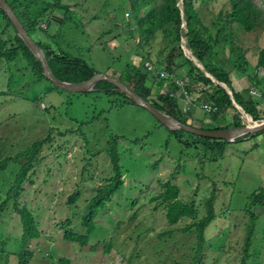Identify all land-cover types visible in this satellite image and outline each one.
<instances>
[{
  "label": "rangeland",
  "instance_id": "1",
  "mask_svg": "<svg viewBox=\"0 0 264 264\" xmlns=\"http://www.w3.org/2000/svg\"><path fill=\"white\" fill-rule=\"evenodd\" d=\"M190 1L208 27L220 9L230 8L227 0ZM253 1L264 15V0ZM131 2L33 0L28 10L37 25L31 27L28 34L34 42L82 59L96 73L116 78L124 74L126 64H131L141 71L152 72L153 77L157 71L152 63H145L144 55L149 54V58L156 61L157 52L163 48L162 33L141 40L146 9L136 12ZM138 20L140 27H137ZM183 20L182 17L184 26ZM225 25L233 30V44L240 48L239 69L231 70L228 77L231 74L234 80L242 79L248 82L246 86L251 84L258 90L259 85L264 84L261 79L264 64L258 67L262 68L263 75L257 74L260 79L252 82L250 76L255 73V58L260 51L264 52V20L252 31H245L236 23ZM181 46L184 55L191 58L184 39ZM236 52L237 49L230 57L234 58ZM166 53L163 51V58ZM224 58H228L227 52L219 50L213 61L217 64ZM176 64H182V60L176 59ZM156 67L160 80L171 78L180 85L177 105L186 116L187 125L215 131L213 128L232 122V109L215 113L213 104L203 98L194 103V96L185 92L190 86L186 81L188 77L184 76L186 67H180L174 72L175 76L169 75L161 65ZM150 81H145L143 89L149 87L152 97L159 93L173 96L168 84L158 86L156 79L155 84ZM249 95L264 106L257 92ZM203 104L213 110L207 111L202 108ZM241 116L244 125L253 123L250 116H246L247 119L242 113ZM169 131L146 109L120 95L105 96L94 86L86 94L70 93L56 88L47 79H37L21 56L9 64L1 62L0 159L10 156L13 160L18 152L50 136V144L36 152V162L31 161L36 166L32 183L24 184L20 196L21 204L36 217L41 237L39 243L32 241L25 247L32 253L28 264H188L195 243L193 230L191 234L175 233L173 238H165L163 250L157 247L161 240L158 236L199 222L205 216L204 201L211 196L216 219L205 231L204 264H238L243 235L253 223L254 235L246 264H264V208L256 210L259 220L255 222L247 216L244 220L241 215L251 194L264 191V130L227 142L221 157L216 150L180 143ZM175 131L186 133L184 140H194L190 137L194 134ZM114 137L119 139V165L124 173L120 172L122 191L111 195L105 207L99 209L94 221L96 230L85 244L66 241L58 229L66 217L72 222L73 231L84 233L76 222L83 207H68L65 204L68 197L80 191L79 204H84L96 189L105 187L114 178L106 154ZM24 162L21 160L20 164ZM18 169L6 170L5 174L11 176V171ZM166 182L178 188L181 202L194 205L197 210L194 219L182 218L174 226L167 223L165 205L155 200L165 191ZM5 198V194L0 193V203ZM70 208L76 212L75 216L68 215ZM12 210L10 204L0 217V264H19L21 224ZM222 242L224 253L218 260L216 251ZM107 246L111 247L109 252L105 251ZM37 247L41 248L39 253L34 251ZM48 255L50 257L46 258Z\"/></svg>",
  "mask_w": 264,
  "mask_h": 264
},
{
  "label": "trees",
  "instance_id": "2",
  "mask_svg": "<svg viewBox=\"0 0 264 264\" xmlns=\"http://www.w3.org/2000/svg\"><path fill=\"white\" fill-rule=\"evenodd\" d=\"M5 1L8 3L13 13L18 17L28 34L31 27L37 25L35 19L30 16L28 10L29 4L32 3L33 0ZM158 1L159 2L156 0H132L131 2V8L136 12H140L141 9H146L142 21L141 40L144 41V39H148L150 36L152 38L154 33H162L161 42H163V48L157 52L156 61L153 62L151 57L149 58V54L144 55V60L148 63H152L157 73L159 69H156V66L161 65L169 75L173 74L174 76V72L180 67H186L187 72L184 76H187L188 79H182L190 83V86L186 88L185 92L190 96H194V103H197L203 98L205 101L213 104L216 109L215 113H220L226 108H230L234 111L232 122L229 125L225 127H215L213 130H221L230 127L239 128L244 126L241 113L233 107L231 98L227 92L222 87L214 84L211 79L193 63L192 60L184 55L183 47L181 46V41L184 39L185 48L191 51L192 56L202 65L205 72L213 76L218 82L224 83L231 90L234 101L241 107L246 115L250 116L253 121L264 120V106H262L261 103L252 100L249 95V89L243 90L242 92H235L231 87L228 77V73L231 70L239 69L238 51L240 48H237L235 42L233 44V30L230 29L228 25H225V23H236L245 31H252L259 27L264 20V15L260 8L255 4V1L227 0L230 8H223V11L220 9L214 20L209 24V27L202 23L190 0H181V9L179 7V0ZM212 1L214 2L215 0ZM57 7L63 9V7L59 5ZM66 12H68V9ZM182 17L185 22L184 26L182 25ZM139 23L140 20L137 21V27H140ZM225 30H227L228 33ZM35 44L42 50L53 76L63 82L79 83L90 79L96 73L91 66L84 63L80 58L70 57L68 53L61 49L53 50L47 47V44H41L38 42H35ZM235 49H237L236 56L234 58L230 57V53L234 52L235 54ZM162 50L167 52L164 58L162 57ZM219 50L227 52L228 58L219 60L216 64L213 61V56ZM258 55L256 64L257 68L263 67L264 52L260 51ZM19 56L26 61L37 79H46L43 75L40 62L19 38L10 20L0 9V63H12ZM179 58L182 60V64L177 65L176 59ZM163 60H165L164 65L162 64ZM223 66L228 69H224ZM151 73L152 72H146V70L141 71L140 69H136L131 64H126L124 69L125 75L123 74L116 78L143 99L147 100L150 105L160 112L172 116L183 124H188L186 116L182 114V110L177 105L179 85H177L176 80L171 78L169 81H165L164 79L160 80L161 78L158 77L157 73L153 77ZM250 77L252 82L256 79H260L256 71ZM120 78H122V80H120ZM147 79L151 80L150 82L152 84H155L153 82L156 79L158 86L168 84L169 89L173 91V96L171 97L166 93H159L156 97H152L149 87L143 89V85H145ZM261 79H264V77ZM94 89H96L97 92L103 93L105 96L120 95L126 101L133 103L124 94L117 92L115 86L106 81H98L94 85ZM169 135L187 146L196 147L197 145H201L204 146L205 149L216 150L219 157L223 155L224 148L227 144L224 140H212L211 138L196 137L188 134L194 139L189 142L183 138L186 133L175 130H170ZM243 137H245V135ZM118 143V137H114L110 146L106 150L111 166V174L113 175V173H115L111 182L105 187L96 189L94 195L90 197V199H86L84 204H79V200L82 197L80 191H75L68 197L67 202L65 203L68 207L74 206L77 209L80 208L79 206L83 207L82 213L76 222L77 225L81 227V230H84V233L78 234L73 231V228H71L72 222L66 217L58 226L59 232L64 240L85 244L96 230L94 221L96 215H98L99 209L105 207L107 202L110 201L111 195H115L122 191L123 187L121 185L120 172H122V174L124 173L119 165V153L117 151ZM47 144H50V136L34 142L29 148H27V150L18 152L13 160L10 156H5L0 159V193H4L6 196L5 200L0 203V217L8 210V206L11 204L13 208L11 212L15 213L19 218L21 224V237L18 249H22L20 255H16L18 256L19 264L30 263L32 253L27 252L25 247L32 241L39 243L41 239V237H39V226L36 217L31 210L21 204L20 196L24 191V184L32 183L33 172H35L36 166L32 165L31 161L36 162V152L41 151ZM21 160H25V162L20 164ZM17 168H19L18 171H11V176L5 174L6 170H15ZM164 188L165 191L160 197H156L155 200H158L161 206L165 205V219L167 223L174 226L182 218L194 219L197 210L193 204H184L179 200L178 188L171 185L169 182L165 183ZM212 201L213 196L204 201V204H206L205 216L199 222L186 226L183 230H171L170 232L160 234L158 237L161 240H159L157 245L158 249L163 250L165 238L171 239L175 233H181L184 235L191 234L190 231L193 230L196 233L195 243L193 251L190 253L188 259L190 261L188 264H204V258L207 255L204 253L206 245L205 231L210 223L216 219ZM263 208L264 191L254 192L251 194L249 202L241 210L242 218L245 220L247 216L250 220L255 222L256 220H259L256 210ZM68 215L75 216L76 212H73L70 208L68 209ZM254 229L255 226L253 223L250 229L243 235L241 246L242 257L238 260V264H246L249 260V248L254 235ZM40 249V247H37L34 248V251L39 253ZM110 249L111 247L107 246L105 251L109 252ZM217 249L218 251L216 252L218 253L219 260V257L224 253V243L222 242V246H220V248L217 247ZM48 257L50 256L48 255L46 258Z\"/></svg>",
  "mask_w": 264,
  "mask_h": 264
},
{
  "label": "water",
  "instance_id": "3",
  "mask_svg": "<svg viewBox=\"0 0 264 264\" xmlns=\"http://www.w3.org/2000/svg\"><path fill=\"white\" fill-rule=\"evenodd\" d=\"M179 7L181 9V0H179ZM0 9L4 12V14L7 16V18L10 20L11 24L15 28L17 35L19 38L24 42V44L27 46V48L30 50V52L35 56V58L40 62L41 68L43 70V75L45 78L50 81L53 86L68 91L70 93H87L92 90L93 86L98 81H106L113 86H115L116 91L124 94L128 99H130L134 104L143 107L146 109L150 114L153 115V117L163 126L167 127L169 130H182L197 136L211 138V139H220L224 140L226 142H234V140L238 137H242L246 134H255L262 130H264V120H261L259 122L248 123L242 127H230L226 129L221 130H215V131H206V130H199L195 127H191L187 124H183L173 118L170 115L164 114L154 108L152 105H150L145 99H143L141 96L136 94L133 90L128 88L126 85H124L122 82H120L117 78L107 75V74H99L95 73L90 79L86 81H82L79 83H70V82H63L56 77L53 76L51 73L48 64L46 62V59L44 57V54L42 50L35 44V42L30 38V36L27 34L26 30L24 29L23 25L19 21V19L16 18L13 11L11 10L10 6L5 0H0ZM183 23L185 24L184 20ZM186 49V48H185ZM188 50V49H186ZM188 54L191 55L190 60L193 61V63L200 68V65L196 62V60L193 58L191 51L188 50ZM201 69V68H200ZM208 78H210L215 84L222 87L227 94L231 98L232 105L238 109L245 117L246 113L241 109L239 105L236 104L232 97L231 91L227 88V86L222 83L218 82L213 76L208 74L205 71H202ZM244 117V118H245ZM247 119V117L245 118Z\"/></svg>",
  "mask_w": 264,
  "mask_h": 264
},
{
  "label": "crops",
  "instance_id": "4",
  "mask_svg": "<svg viewBox=\"0 0 264 264\" xmlns=\"http://www.w3.org/2000/svg\"><path fill=\"white\" fill-rule=\"evenodd\" d=\"M258 56V55H257ZM198 63V62H197ZM256 64H257V59L255 58V60H254V64H253V68L255 67V71H256V69H259V68H257L256 67ZM199 65H200V68L204 71V69H203V67H202V65L199 63ZM233 71V70H232ZM231 72V71H230ZM236 72V71H235ZM236 73H238V72H236ZM209 74V73H208ZM239 74V73H238ZM181 75H183V74H181ZM181 75H180V77H181ZM239 75H242L241 73L239 74ZM261 75H263V74H261ZM235 77V76H234ZM264 77V76H263ZM178 79V78H177ZM236 79H237V77H236ZM229 80H230V83H231V87H232V89L235 91V92H242L243 90H247V89H249V92H251L252 90L251 89H253L255 92H257V95H261V97L263 98V100H264V89H263V87H264V84H260L259 85V87H258V90H255L254 89V87L251 85V84H249V86H246V84L248 83V82H245V81H243L242 82V79H239V80H234L233 79V75L231 76V74L229 75ZM178 82L181 84V80H178ZM180 86V85H179ZM228 88V87H227ZM229 89V88H228ZM230 90V89H229ZM231 91V90H230ZM180 94H181V92L179 91L178 93H177V96L179 97L180 96ZM262 98L261 99H259L261 102H262ZM181 103H182V99H181V101H180ZM237 104V103H236ZM238 105V104H237Z\"/></svg>",
  "mask_w": 264,
  "mask_h": 264
},
{
  "label": "built area",
  "instance_id": "5",
  "mask_svg": "<svg viewBox=\"0 0 264 264\" xmlns=\"http://www.w3.org/2000/svg\"><path fill=\"white\" fill-rule=\"evenodd\" d=\"M145 63H148V62H145ZM262 68H259L257 69V74L261 75L262 73ZM264 73V72H263ZM163 74V73H162ZM185 93V92H183ZM250 94H255L256 92L254 90H252L251 92H249ZM185 95V94H184ZM263 103H264V100H263ZM202 108L206 109L207 111H210V110H213V108H211L210 106L206 105V104H203L202 105Z\"/></svg>",
  "mask_w": 264,
  "mask_h": 264
},
{
  "label": "bare ground",
  "instance_id": "6",
  "mask_svg": "<svg viewBox=\"0 0 264 264\" xmlns=\"http://www.w3.org/2000/svg\"><path fill=\"white\" fill-rule=\"evenodd\" d=\"M246 116H248V115H246Z\"/></svg>",
  "mask_w": 264,
  "mask_h": 264
}]
</instances>
